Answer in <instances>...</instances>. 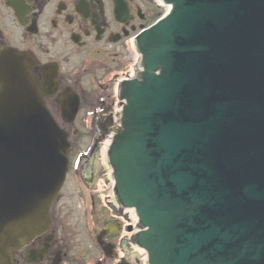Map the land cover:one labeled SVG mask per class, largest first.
<instances>
[{"label": "water", "instance_id": "95a60500", "mask_svg": "<svg viewBox=\"0 0 264 264\" xmlns=\"http://www.w3.org/2000/svg\"><path fill=\"white\" fill-rule=\"evenodd\" d=\"M163 1L137 40L140 80L121 88L116 195L149 264H264V0ZM29 62L0 53V264L46 228L68 168ZM76 106L60 105L66 122Z\"/></svg>", "mask_w": 264, "mask_h": 264}, {"label": "flooded vegetation", "instance_id": "af4514ba", "mask_svg": "<svg viewBox=\"0 0 264 264\" xmlns=\"http://www.w3.org/2000/svg\"><path fill=\"white\" fill-rule=\"evenodd\" d=\"M161 16L158 0H0V52L30 58L36 91L70 144L47 227L9 264H148L139 244L145 229L113 184L107 188L96 141L107 135L119 90L136 70L137 38ZM62 103L77 104L71 124ZM77 122L84 131H70Z\"/></svg>", "mask_w": 264, "mask_h": 264}, {"label": "rangeland", "instance_id": "374dc122", "mask_svg": "<svg viewBox=\"0 0 264 264\" xmlns=\"http://www.w3.org/2000/svg\"><path fill=\"white\" fill-rule=\"evenodd\" d=\"M85 130V127L83 125V123L81 122H77V123H74L70 126V131H84ZM81 142L87 144V141L85 140H82ZM107 145H108V142L106 143H103L101 146H100V153H99V157L97 158L98 162L104 166L105 168V172H104V180L106 181V186L107 188L110 189V186L109 184L113 183V179H112V176H111V171H110V167L108 165V162H107V154H106V150H107ZM103 178V177H102ZM108 181V182H107Z\"/></svg>", "mask_w": 264, "mask_h": 264}]
</instances>
